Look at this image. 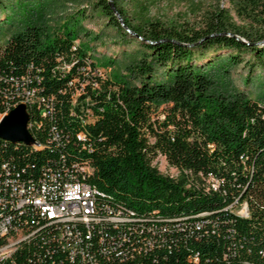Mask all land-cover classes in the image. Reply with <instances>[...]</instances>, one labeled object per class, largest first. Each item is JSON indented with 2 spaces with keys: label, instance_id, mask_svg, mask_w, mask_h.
<instances>
[{
  "label": "trees",
  "instance_id": "obj_1",
  "mask_svg": "<svg viewBox=\"0 0 264 264\" xmlns=\"http://www.w3.org/2000/svg\"><path fill=\"white\" fill-rule=\"evenodd\" d=\"M34 1L0 0V25L8 14L21 16L13 31L0 34V113L32 91L25 111L40 145L0 138V200L11 181L42 184L55 200L63 181L81 179L96 189L95 220L74 225L70 254L58 224L25 206L17 222L33 234L2 264H264V104L241 91L222 93L211 78L240 63L251 73L264 69V45L254 46L221 7L200 30H184L130 19L111 0L122 28L107 0H87L48 30L35 22L42 4ZM91 17L138 46L141 56L125 67L127 76L89 74L97 38L84 30L81 45L77 37ZM85 80L91 119L71 104ZM158 154L177 176L156 169ZM208 177L214 187L204 184ZM240 203L245 216L233 209ZM11 210L0 204V214Z\"/></svg>",
  "mask_w": 264,
  "mask_h": 264
},
{
  "label": "rangeland",
  "instance_id": "obj_2",
  "mask_svg": "<svg viewBox=\"0 0 264 264\" xmlns=\"http://www.w3.org/2000/svg\"><path fill=\"white\" fill-rule=\"evenodd\" d=\"M25 1L29 6H35L34 0ZM83 1L87 0H57L53 4L46 5V1L39 0L42 8L34 13L37 16L34 18L35 22L52 30L61 24L66 14H70L77 8H84ZM117 2L130 19H137L138 16H141L143 19L156 20L164 26H173L184 30H200L209 13L221 7L228 11L231 24L239 32L255 40L254 46L264 45V39L260 40V38H264V0H118ZM86 14L91 15L89 9ZM20 19V13L6 15L4 25H10V27L1 24L0 26L4 27L0 28V34L6 29L13 31ZM84 30L89 32L90 36L97 38L94 43L90 44L91 56L96 69L94 71L89 69V74L106 79L112 76H127L125 67L141 56L138 46L133 43L124 44L125 42L118 37L115 30L107 26L101 17L85 18L81 21L77 37L81 45L83 44ZM239 39L244 41L242 37ZM3 40L4 37L0 36V45ZM216 54H221V59L226 58L222 51ZM241 58L242 62L246 60L249 63L252 62L249 55H242ZM107 59H110L113 65H108ZM250 74L252 75L249 76ZM246 76L247 80H244ZM211 78L215 89L222 93L241 91L264 104V69L262 68L256 67L251 73L244 63H240L229 69L228 76H211ZM86 81L78 83L79 88L76 89L71 100V104L79 109L82 118H90L93 114V101L87 94L89 90L85 89ZM153 164L161 174L172 177L178 175L177 168L169 165L162 155L158 154L153 160ZM211 183L213 182L210 179L204 182L206 186H210ZM233 209L239 215L246 214L244 203L235 205Z\"/></svg>",
  "mask_w": 264,
  "mask_h": 264
},
{
  "label": "built area",
  "instance_id": "obj_3",
  "mask_svg": "<svg viewBox=\"0 0 264 264\" xmlns=\"http://www.w3.org/2000/svg\"><path fill=\"white\" fill-rule=\"evenodd\" d=\"M33 97L32 91L25 93L20 103L25 106L26 102L31 101ZM7 112L0 113V115L2 116ZM83 119H91V117ZM26 127L30 134L28 121ZM28 146L36 148L40 145L33 140ZM73 166L77 171L83 173L82 175L89 172L85 164H74ZM208 179L212 180L213 183L210 186L214 187L215 180L211 177H208ZM6 188L9 195L5 201L0 200V204L5 203V205L10 206L12 212L6 211L0 214V264L9 260L21 241L33 234L32 230H26L24 226L17 222V217L21 213L19 209H24L25 206H30L48 222L58 224L57 236L60 239V244L70 254L74 250L72 240L77 237L74 225L80 222L87 226L90 221L95 220L93 215L96 189L81 179L63 181L59 186L55 200H51L46 196V189L42 184L36 186L31 183H14L11 181L8 186L6 185ZM16 211H18L17 215L15 214ZM111 219H115V217H111ZM69 237H72V239H69Z\"/></svg>",
  "mask_w": 264,
  "mask_h": 264
},
{
  "label": "water",
  "instance_id": "obj_4",
  "mask_svg": "<svg viewBox=\"0 0 264 264\" xmlns=\"http://www.w3.org/2000/svg\"><path fill=\"white\" fill-rule=\"evenodd\" d=\"M108 6L112 11L115 19L120 27L125 28L121 19L117 15L110 0H107ZM128 32V31H127ZM235 37V36H234ZM238 39L237 37H235ZM240 40V39H238ZM242 42V40H240ZM28 116L25 111L24 104H17L10 109L7 114L2 115L0 118V138L7 140L11 143L20 141L26 145H30L33 142L31 135L26 127Z\"/></svg>",
  "mask_w": 264,
  "mask_h": 264
}]
</instances>
